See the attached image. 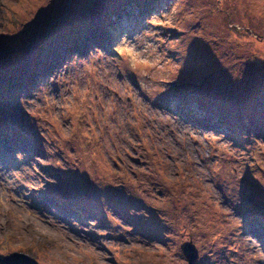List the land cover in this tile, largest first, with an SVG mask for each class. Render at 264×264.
<instances>
[{
	"label": "rangeland",
	"instance_id": "rangeland-1",
	"mask_svg": "<svg viewBox=\"0 0 264 264\" xmlns=\"http://www.w3.org/2000/svg\"><path fill=\"white\" fill-rule=\"evenodd\" d=\"M188 241L264 264V0H0V255Z\"/></svg>",
	"mask_w": 264,
	"mask_h": 264
},
{
	"label": "water",
	"instance_id": "water-1",
	"mask_svg": "<svg viewBox=\"0 0 264 264\" xmlns=\"http://www.w3.org/2000/svg\"><path fill=\"white\" fill-rule=\"evenodd\" d=\"M180 251L187 264H192L198 258L197 249L190 241L182 243ZM0 264H37V262L22 253H12L7 256L0 255Z\"/></svg>",
	"mask_w": 264,
	"mask_h": 264
},
{
	"label": "bare ground",
	"instance_id": "bare-ground-1",
	"mask_svg": "<svg viewBox=\"0 0 264 264\" xmlns=\"http://www.w3.org/2000/svg\"><path fill=\"white\" fill-rule=\"evenodd\" d=\"M151 11V10H150ZM192 110V109H191ZM82 133V132H81Z\"/></svg>",
	"mask_w": 264,
	"mask_h": 264
}]
</instances>
